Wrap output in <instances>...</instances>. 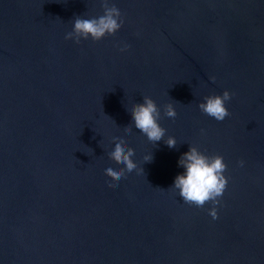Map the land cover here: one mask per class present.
Wrapping results in <instances>:
<instances>
[{
	"label": "water",
	"instance_id": "95a60500",
	"mask_svg": "<svg viewBox=\"0 0 264 264\" xmlns=\"http://www.w3.org/2000/svg\"><path fill=\"white\" fill-rule=\"evenodd\" d=\"M114 2L115 35L77 44L100 0H0V264H264V0ZM224 90L217 122L198 103ZM143 96L177 145L124 133L143 173L109 183ZM190 145L227 164L218 219L169 189Z\"/></svg>",
	"mask_w": 264,
	"mask_h": 264
},
{
	"label": "clouds",
	"instance_id": "9594fccd",
	"mask_svg": "<svg viewBox=\"0 0 264 264\" xmlns=\"http://www.w3.org/2000/svg\"><path fill=\"white\" fill-rule=\"evenodd\" d=\"M103 14L99 16L85 17L77 15L72 20V31L65 36L67 40H73L79 44L81 40L91 39L94 42L101 41L107 36L115 35L120 29L124 17L121 9L114 0H100ZM130 41L122 40L117 42L121 49L129 46ZM214 82V77L210 78ZM234 94L224 90L221 95H208L198 103V108L205 115L212 117L217 122H222L230 115L226 103L232 99ZM126 111L130 113L131 119L123 128L122 133H114L113 144L107 148V153L120 161L124 167L114 166L112 163L104 165V169L114 179H109V183L117 184L126 172L134 170L143 173L142 166H138L133 159L135 149L125 143L127 137L124 133H132L133 128L146 136L154 145L164 140L168 148H175L177 139L168 136L165 139L166 129L161 126V110L157 103L150 96H143L142 103H131L126 106ZM166 117L175 118L177 111L173 103L164 105ZM201 129V133H204ZM153 154L150 152L143 156V163L151 162ZM240 167H244L245 161L240 160ZM177 166L183 171L178 173L169 189L176 192L182 201L189 205L202 208L206 203L211 202V207L207 210L213 220L218 219V206L221 204L220 198L223 196L228 177L225 175L227 164L222 155H208L198 147L190 145L188 151L182 153L177 160Z\"/></svg>",
	"mask_w": 264,
	"mask_h": 264
}]
</instances>
